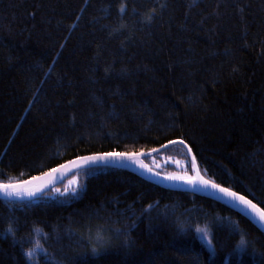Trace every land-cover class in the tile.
Listing matches in <instances>:
<instances>
[{
    "label": "trees",
    "instance_id": "obj_1",
    "mask_svg": "<svg viewBox=\"0 0 264 264\" xmlns=\"http://www.w3.org/2000/svg\"><path fill=\"white\" fill-rule=\"evenodd\" d=\"M164 147L152 171L194 176L195 157L264 210V0H0V184ZM76 175L0 200V264H264V233L224 204Z\"/></svg>",
    "mask_w": 264,
    "mask_h": 264
},
{
    "label": "water",
    "instance_id": "obj_2",
    "mask_svg": "<svg viewBox=\"0 0 264 264\" xmlns=\"http://www.w3.org/2000/svg\"><path fill=\"white\" fill-rule=\"evenodd\" d=\"M165 148L166 147L160 148L154 151L153 153H149V154H135L132 155L133 159L123 160V161L116 160L110 162H97L95 164H84L83 158L76 159L62 165L63 167L60 166L54 169L56 170L55 172L52 170L39 177L32 178L28 181L15 184L22 186L24 189H27V191L34 192L35 195L32 196L21 195V196L8 197L0 193V200L14 201V202L37 200L40 197L47 194L48 192L52 191L54 188L59 187L70 177L81 171L87 169H93V168H117L131 172L132 174L138 176L142 180L150 184H153L155 186H158L160 188H163L165 190L192 194L224 204L232 208L241 216L245 217L247 220L253 223L257 228H259L264 233V221H261L259 217L255 213H253L250 209L245 208L243 205L239 204L236 201L230 200L229 198L223 196L222 193L216 192L215 190H212L210 188H203L202 186L199 185L193 187L192 185H189L181 180H169L166 177L152 170L149 171L148 170L149 168L145 164H143L142 161L157 156Z\"/></svg>",
    "mask_w": 264,
    "mask_h": 264
},
{
    "label": "snow or ice",
    "instance_id": "obj_3",
    "mask_svg": "<svg viewBox=\"0 0 264 264\" xmlns=\"http://www.w3.org/2000/svg\"><path fill=\"white\" fill-rule=\"evenodd\" d=\"M180 143L183 144V141H180ZM188 151L190 152L191 149H188ZM129 159H133L132 155L130 154L107 153V154L99 155V156L84 157L83 161H84V164H95L97 162H110V161H116V160L123 161V160H129ZM191 166H192L193 172L195 173L194 176H188V175L181 176L177 174H170L166 178L169 180H181L189 185H192L193 187H196L197 185H199V186H202L203 188H210L212 190H215L216 192L222 193L223 196L229 198L232 201L238 202L239 204L243 205L247 209H250L253 213H255L259 217L261 221H264V210L259 209L256 204L252 203L251 200H248L245 196L239 195L236 192L229 190L228 188L221 187L219 184L215 183L211 179H205L204 176L201 175V171L196 165L195 157L192 158ZM148 170L151 171V169H148ZM53 171L55 172L56 170H53ZM0 193L8 197L21 196V195H28V196L35 195L34 192L27 191V189H24L22 186L15 185L12 183L0 184ZM34 231L37 233H40L42 232V229H34ZM197 231L204 232L205 236L208 235V230L206 229H198ZM7 234H11L13 236L15 234L14 229L11 227V225H9L7 229ZM240 243L241 245H243L245 242L243 239H241ZM209 244L211 245V240H209ZM37 247H42V246L37 244ZM34 254H35V249H29L25 253L29 261H32Z\"/></svg>",
    "mask_w": 264,
    "mask_h": 264
},
{
    "label": "rangeland",
    "instance_id": "obj_4",
    "mask_svg": "<svg viewBox=\"0 0 264 264\" xmlns=\"http://www.w3.org/2000/svg\"><path fill=\"white\" fill-rule=\"evenodd\" d=\"M76 175V174H75ZM74 176V175H73ZM70 177L67 181H65V182H67L66 183V185L63 187L64 188V194H67V193H75L76 191H77V187H78V185H76V184H74L79 178H80V176L81 175H76V176H74V177ZM64 182V183H65ZM64 183H62L59 187H61ZM59 187H57V188H54V189H58ZM53 189V190H54ZM37 250H35V254H34V256L33 257H36L37 256Z\"/></svg>",
    "mask_w": 264,
    "mask_h": 264
}]
</instances>
